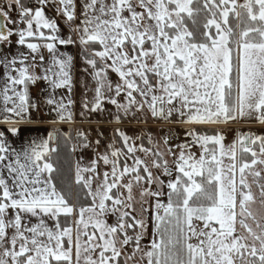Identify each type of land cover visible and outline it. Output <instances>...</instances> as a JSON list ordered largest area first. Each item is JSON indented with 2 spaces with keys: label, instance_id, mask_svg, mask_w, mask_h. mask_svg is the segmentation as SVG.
Returning <instances> with one entry per match:
<instances>
[{
  "label": "snow or ice",
  "instance_id": "6c2138e0",
  "mask_svg": "<svg viewBox=\"0 0 264 264\" xmlns=\"http://www.w3.org/2000/svg\"><path fill=\"white\" fill-rule=\"evenodd\" d=\"M0 264H264V0H0Z\"/></svg>",
  "mask_w": 264,
  "mask_h": 264
},
{
  "label": "trees",
  "instance_id": "16d2710c",
  "mask_svg": "<svg viewBox=\"0 0 264 264\" xmlns=\"http://www.w3.org/2000/svg\"><path fill=\"white\" fill-rule=\"evenodd\" d=\"M73 163V156L69 155L68 160L65 164V168H66V180L71 183V181L73 180V170L71 168V164Z\"/></svg>",
  "mask_w": 264,
  "mask_h": 264
},
{
  "label": "rangeland",
  "instance_id": "374dc122",
  "mask_svg": "<svg viewBox=\"0 0 264 264\" xmlns=\"http://www.w3.org/2000/svg\"><path fill=\"white\" fill-rule=\"evenodd\" d=\"M61 95H63L64 94V90H61ZM34 94H35V92H34ZM76 99H77V101H79V99H80V91H79V88H77V91H76V97H75ZM77 109H78V105H77ZM84 127H87V125H84ZM73 156V163H74V161H75V159H76V156L75 155H72ZM73 177H74V171H73Z\"/></svg>",
  "mask_w": 264,
  "mask_h": 264
},
{
  "label": "crops",
  "instance_id": "0c3cea01",
  "mask_svg": "<svg viewBox=\"0 0 264 264\" xmlns=\"http://www.w3.org/2000/svg\"><path fill=\"white\" fill-rule=\"evenodd\" d=\"M62 93H61V90H59L58 91V97H59V95H61ZM65 127H67V126H65ZM244 127H247L246 125L244 126Z\"/></svg>",
  "mask_w": 264,
  "mask_h": 264
}]
</instances>
